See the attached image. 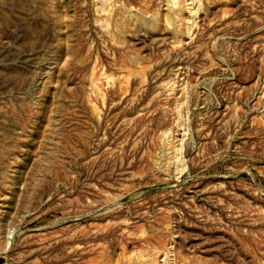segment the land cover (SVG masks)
Returning a JSON list of instances; mask_svg holds the SVG:
<instances>
[{
  "label": "rangeland",
  "instance_id": "374dc122",
  "mask_svg": "<svg viewBox=\"0 0 264 264\" xmlns=\"http://www.w3.org/2000/svg\"><path fill=\"white\" fill-rule=\"evenodd\" d=\"M0 264H264V0H0Z\"/></svg>",
  "mask_w": 264,
  "mask_h": 264
}]
</instances>
